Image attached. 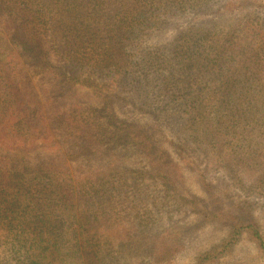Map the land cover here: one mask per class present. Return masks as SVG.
<instances>
[{"label":"rangeland","instance_id":"rangeland-1","mask_svg":"<svg viewBox=\"0 0 264 264\" xmlns=\"http://www.w3.org/2000/svg\"><path fill=\"white\" fill-rule=\"evenodd\" d=\"M85 1L79 33L106 43L119 71L110 56L77 62L101 88H35L96 126H109V98L126 125L110 126L123 141L104 158L69 163L99 195L80 204L92 233L62 227L64 249L79 230L75 264H264L249 228L264 239V0ZM6 238L0 264H19Z\"/></svg>","mask_w":264,"mask_h":264},{"label":"trees","instance_id":"trees-1","mask_svg":"<svg viewBox=\"0 0 264 264\" xmlns=\"http://www.w3.org/2000/svg\"><path fill=\"white\" fill-rule=\"evenodd\" d=\"M86 6L85 0H0V229L12 243L10 251L21 256L16 258L19 264L81 261L79 230L91 234L93 225L81 216L80 204L84 196L99 192L91 181L80 182L69 163L76 155L90 159L97 153L104 158L113 147L110 142L123 141L108 133L112 125L117 131L126 125L116 117L109 98L104 99L109 126H96L77 104L74 108L81 111L70 114L56 101L48 107L35 88V80L46 77L60 82L55 88L66 82L101 88L92 78L83 79L81 70L76 72L77 62L83 68L85 62L110 56L119 71L106 43L79 33ZM125 22L132 24V19ZM139 24L146 28V22ZM61 60L66 63L59 65ZM49 148L53 151L47 153ZM91 180L98 181L96 176ZM54 225L58 235L45 229ZM68 225L79 230L70 237L74 245L64 249L59 237L66 235L61 228ZM249 228L264 250L259 230L253 224Z\"/></svg>","mask_w":264,"mask_h":264}]
</instances>
